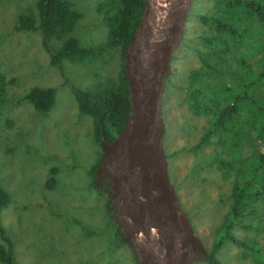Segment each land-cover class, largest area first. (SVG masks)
<instances>
[{"label":"rangeland","instance_id":"obj_1","mask_svg":"<svg viewBox=\"0 0 264 264\" xmlns=\"http://www.w3.org/2000/svg\"><path fill=\"white\" fill-rule=\"evenodd\" d=\"M36 1L0 0V73L5 79L0 82V185L10 194L9 205L0 211V223L11 235L12 259L17 264H135L131 247L122 240L117 209L106 194L108 183L103 175L96 174L101 169L103 138L97 145L92 120L78 113L70 87L83 91L93 88L96 73L101 80L114 78L120 68L119 48H108L95 60L64 59L59 68L51 65L40 30H13L19 12H30L37 18ZM67 1L81 13L71 31L78 44L87 47L105 42L107 28L95 9L99 0ZM209 4L192 0L188 15L191 10L204 11ZM204 29L187 16L179 46L171 56L160 102L164 155L195 143L209 126L207 116L191 114L184 89L188 70L199 65L195 48L201 47L198 36ZM62 41L49 39L47 45L57 49ZM254 45L260 48V41L254 40ZM33 86L54 88V101L45 115L28 102L12 104ZM253 144L264 151L256 140ZM247 150L249 147L244 146L242 153ZM213 151L226 156L210 143L196 155L180 152L165 157L178 204L205 251V256L196 251V259L190 264H209L214 229L229 208L224 195L230 193L232 177L221 179L215 164L209 165ZM50 167L56 168V183L47 189L45 179ZM90 182L97 190L90 188ZM259 219L253 230L243 232L237 227L233 234L239 239L263 236L264 214ZM82 227L90 234H84ZM115 227L121 243L116 242ZM214 258L222 264H253L249 258L241 259L240 249L227 241Z\"/></svg>","mask_w":264,"mask_h":264},{"label":"trees","instance_id":"obj_2","mask_svg":"<svg viewBox=\"0 0 264 264\" xmlns=\"http://www.w3.org/2000/svg\"><path fill=\"white\" fill-rule=\"evenodd\" d=\"M143 1L99 0L95 9L107 28L106 41L87 47L80 46L77 38L71 35L75 22L81 17L72 1L37 0V18L30 12H19L15 17L13 30H40L43 49L49 55L50 64L57 68L64 59L95 60L106 49L119 48L120 68L114 78L101 80L96 73L93 88L83 91L70 86L78 113L92 120L97 145L100 137L107 142L116 137L128 112L122 62L141 16ZM206 1L210 4L204 11L191 10L188 15L206 29L198 36L201 47L195 48L199 65L188 70L184 89L191 114L207 116L209 126L195 143L174 149L165 157L180 152L196 155L210 143L225 153L223 157L213 151L209 156V165L215 164L221 179L232 177V183L229 195H224L229 200V208L214 229L207 262L222 264L214 254L227 241L240 249L241 259L249 258L253 264H264V234L239 239L232 232L237 227L243 232L253 230L264 214V151L253 144L256 140L264 147V0ZM49 39L63 41L57 49H51L47 45ZM254 40L260 41V48H255ZM53 101L54 88L33 86L12 104L28 102L36 112L45 115ZM245 135L248 139L243 138ZM243 140L246 142L242 144ZM244 146L249 147L246 154L242 153ZM97 164L91 166L90 173ZM56 172L55 167L48 168L47 189L54 187ZM89 186L96 189L91 182ZM9 203L10 194L0 185V211ZM115 229L116 242L121 243L120 231ZM82 231L90 234L86 227H82ZM12 258L11 235L0 223V263L17 264Z\"/></svg>","mask_w":264,"mask_h":264},{"label":"water","instance_id":"obj_3","mask_svg":"<svg viewBox=\"0 0 264 264\" xmlns=\"http://www.w3.org/2000/svg\"><path fill=\"white\" fill-rule=\"evenodd\" d=\"M192 0H144L122 69L128 112L116 137L101 139L97 174L106 177L123 238L138 264H190L205 256L167 172L160 102ZM108 178V180H107Z\"/></svg>","mask_w":264,"mask_h":264},{"label":"clouds","instance_id":"obj_4","mask_svg":"<svg viewBox=\"0 0 264 264\" xmlns=\"http://www.w3.org/2000/svg\"><path fill=\"white\" fill-rule=\"evenodd\" d=\"M1 76H2V79L0 80V82H4L5 81V79H4V77H3V75L1 74ZM96 174H97V172H96ZM97 175H99V174H97ZM101 175V174H100ZM104 177V176H103ZM105 179H106V177H104ZM104 179V180H105Z\"/></svg>","mask_w":264,"mask_h":264},{"label":"crops","instance_id":"obj_5","mask_svg":"<svg viewBox=\"0 0 264 264\" xmlns=\"http://www.w3.org/2000/svg\"><path fill=\"white\" fill-rule=\"evenodd\" d=\"M182 182H184L183 179H182Z\"/></svg>","mask_w":264,"mask_h":264},{"label":"flooded vegetation","instance_id":"obj_6","mask_svg":"<svg viewBox=\"0 0 264 264\" xmlns=\"http://www.w3.org/2000/svg\"><path fill=\"white\" fill-rule=\"evenodd\" d=\"M98 176V175H97ZM105 179V178H104ZM106 187H107V185H106Z\"/></svg>","mask_w":264,"mask_h":264},{"label":"bare ground","instance_id":"obj_7","mask_svg":"<svg viewBox=\"0 0 264 264\" xmlns=\"http://www.w3.org/2000/svg\"><path fill=\"white\" fill-rule=\"evenodd\" d=\"M165 87V86H164ZM163 93V92H162Z\"/></svg>","mask_w":264,"mask_h":264}]
</instances>
